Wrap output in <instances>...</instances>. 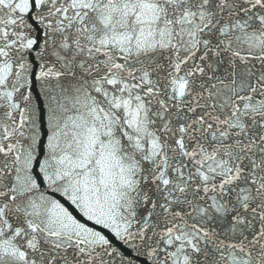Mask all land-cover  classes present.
Returning <instances> with one entry per match:
<instances>
[{"label": "snow or ice", "instance_id": "obj_1", "mask_svg": "<svg viewBox=\"0 0 264 264\" xmlns=\"http://www.w3.org/2000/svg\"><path fill=\"white\" fill-rule=\"evenodd\" d=\"M0 264H264V0H0Z\"/></svg>", "mask_w": 264, "mask_h": 264}]
</instances>
